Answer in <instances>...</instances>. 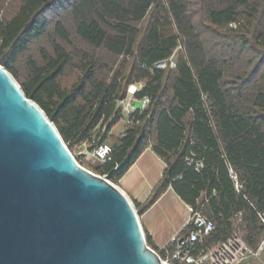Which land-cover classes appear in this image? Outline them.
<instances>
[{"label":"trees","instance_id":"1","mask_svg":"<svg viewBox=\"0 0 264 264\" xmlns=\"http://www.w3.org/2000/svg\"><path fill=\"white\" fill-rule=\"evenodd\" d=\"M178 46L175 68L152 69ZM0 65L70 152L108 146L107 159L91 166L95 173L116 184L148 147L163 160L161 178L135 203L139 216L172 188L215 223L205 246L237 230L257 249L264 235L257 217L264 211V0L0 1ZM137 82L144 85L135 98L147 95L149 103L113 139L124 116L117 100Z\"/></svg>","mask_w":264,"mask_h":264},{"label":"water","instance_id":"2","mask_svg":"<svg viewBox=\"0 0 264 264\" xmlns=\"http://www.w3.org/2000/svg\"><path fill=\"white\" fill-rule=\"evenodd\" d=\"M0 264H162L130 199L77 162L2 65Z\"/></svg>","mask_w":264,"mask_h":264},{"label":"built area","instance_id":"3","mask_svg":"<svg viewBox=\"0 0 264 264\" xmlns=\"http://www.w3.org/2000/svg\"><path fill=\"white\" fill-rule=\"evenodd\" d=\"M178 49H180V46L167 59L154 63L152 69L175 68ZM143 85V82L130 84L123 100H117V104L122 108V113L126 118V124H131L128 120L131 113L136 110L143 111L149 103L147 95L142 96L140 99L135 98V94L143 88ZM108 150L109 148L106 145L99 147V151H96L97 159L106 160ZM186 163L188 165L193 164L197 172L203 167L202 161H194L192 158H188ZM229 176L234 181L235 189L239 191L240 185L237 176L231 168H229ZM103 177L107 176L104 175ZM130 201L134 204L131 199ZM188 210L187 226H190L191 229L187 235L172 239L173 248L166 253L164 258L158 254V249L149 246L159 256L162 264H242L244 262L251 264V260L259 258L264 253V235L257 249H252L244 242L237 230L232 231L229 236L214 246H205L203 240L215 231V223L200 210H195L191 206L188 207ZM240 216L241 213H238L236 216L237 221L240 220ZM257 217L264 228V211L258 212Z\"/></svg>","mask_w":264,"mask_h":264},{"label":"crops","instance_id":"4","mask_svg":"<svg viewBox=\"0 0 264 264\" xmlns=\"http://www.w3.org/2000/svg\"><path fill=\"white\" fill-rule=\"evenodd\" d=\"M113 128L110 131L112 138L120 136L113 134ZM165 167L163 160L148 147L117 181V185L134 204H142ZM188 207L172 188H168L153 206L139 216L144 233L155 248L165 249L174 237L181 236L189 219Z\"/></svg>","mask_w":264,"mask_h":264},{"label":"rangeland","instance_id":"5","mask_svg":"<svg viewBox=\"0 0 264 264\" xmlns=\"http://www.w3.org/2000/svg\"><path fill=\"white\" fill-rule=\"evenodd\" d=\"M1 2L3 1V7H7L10 2L13 0H0ZM126 126V118L123 116L122 119L114 126L113 128V134L115 135H121L122 132L121 130ZM121 132V134H120ZM115 137L113 136V139ZM88 149H91V151H87ZM103 150V149H102ZM96 151H99V147H92V146H82L81 148L74 149L71 153L75 157L77 162L84 167L85 169L95 173L91 166H93L97 162H101L102 160L97 159V153ZM97 174V173H95ZM99 175V174H97ZM104 176V175H100ZM113 183V182H112ZM115 184V183H114ZM117 184V183H116ZM264 262V253L261 254V256L257 259H253L250 261L251 264H262ZM242 264H247L246 262Z\"/></svg>","mask_w":264,"mask_h":264},{"label":"bare ground","instance_id":"6","mask_svg":"<svg viewBox=\"0 0 264 264\" xmlns=\"http://www.w3.org/2000/svg\"><path fill=\"white\" fill-rule=\"evenodd\" d=\"M122 190V189H121ZM125 194V193H124ZM127 196V195H126ZM128 197V196H127ZM135 207V206H134ZM136 209V208H135ZM137 211V210H136Z\"/></svg>","mask_w":264,"mask_h":264}]
</instances>
